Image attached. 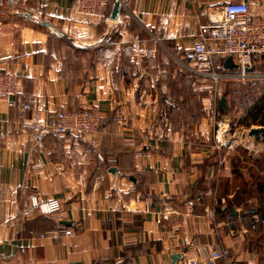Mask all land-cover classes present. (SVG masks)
I'll list each match as a JSON object with an SVG mask.
<instances>
[{"label":"crops","instance_id":"obj_1","mask_svg":"<svg viewBox=\"0 0 264 264\" xmlns=\"http://www.w3.org/2000/svg\"><path fill=\"white\" fill-rule=\"evenodd\" d=\"M233 1L264 18V0H127L121 16L131 18L119 23L78 15L75 0H20L33 15L27 24L0 19V64L17 77L23 100L36 99L26 118L92 108L105 119L94 136L36 143L19 110L0 103V264H171L175 254V264H210L218 250L213 264H264L257 183L243 190L232 152L217 153L214 117L192 112L187 121L202 135L191 140L166 113L168 89L193 80L169 72L171 60L184 65L209 12ZM134 44L152 56L123 53ZM247 141L244 165L264 170L254 162L264 163V142ZM31 196L58 198L62 210L27 213ZM51 230L58 239L40 236Z\"/></svg>","mask_w":264,"mask_h":264},{"label":"built area","instance_id":"obj_2","mask_svg":"<svg viewBox=\"0 0 264 264\" xmlns=\"http://www.w3.org/2000/svg\"><path fill=\"white\" fill-rule=\"evenodd\" d=\"M111 1L75 0L74 10L82 17L100 23H110L113 4ZM126 1L123 0V6ZM130 18L129 15L121 16L119 22L128 21ZM208 20L206 24H200L194 45L186 51L184 67L189 64L190 70L197 77L207 79L215 86L233 80H264V71L260 70V66L264 64V18L253 15L248 3L233 1L211 10ZM129 50H134L147 58L152 56V50L138 44L124 47L122 51L128 53ZM228 57H232L236 66L232 70L224 67ZM17 87V77L5 71L0 64V103L19 110L22 130L29 133L36 143L42 142L50 134L94 136L99 133L105 122L104 117L92 108L63 109L45 121L28 119L25 113L36 107V99L34 96H28L23 100L22 95L17 92ZM224 127L223 132H221L222 127L218 130L217 147L232 149L234 146L228 147L220 140L227 132L225 131L227 123ZM26 209L27 213L52 215L60 212L62 205L58 198L31 196ZM70 234L71 230L65 231V235ZM40 236L56 240L60 234L57 230H51L41 233ZM222 257L221 251H214L210 264H213V260ZM188 264H198V262L190 260Z\"/></svg>","mask_w":264,"mask_h":264},{"label":"rangeland","instance_id":"obj_3","mask_svg":"<svg viewBox=\"0 0 264 264\" xmlns=\"http://www.w3.org/2000/svg\"><path fill=\"white\" fill-rule=\"evenodd\" d=\"M0 10L2 11L0 12V19H4L9 23L17 24V25H20L21 23L22 24L28 23L26 21L27 19L21 14V12H25V9L22 3L20 2V0H18L17 3L14 2L13 4H10V0L0 1ZM32 25L35 27L33 23ZM182 65L180 64V62L172 59L169 66L170 70L168 69V71L179 72L181 70L182 73L191 75L193 80L187 79L188 81L186 85H184V83H182L181 85L177 83L175 85L177 91L176 90L173 91L171 95L170 90L168 89V92H166L168 94L164 95L165 97L169 98L171 102H174L171 105L172 107L166 110V113H168L169 118H172L173 121L172 120L171 121L173 122V124H175L178 129L183 130L184 133L187 136H189V138H191V140H194V139H198L199 136H201L202 134L199 132V130L197 131V133H195V130L200 129V126L199 127L195 126L196 123L194 121L189 123L187 121V118H189L188 116H190V114L193 112V113H198V116L207 117L208 115H210L211 117H214L212 118V121L210 123L211 135L209 136V140L212 144L214 143V148L216 149V151H218L217 152L218 154H221V156L225 155L226 151L232 152L230 156L232 158L234 176L237 178L236 182L237 183H239V181L241 182L239 186L243 190L245 188L244 187L245 185L249 187L251 186V184H254L256 182L258 184H264V170L251 171V169H249L250 165H248V163L244 165L245 163L243 162V159L244 158L248 159L252 153L251 148L247 147V146H251L249 143H247L248 139L251 140V143H253L254 141V138L248 135L249 130L252 127H260V126L252 125L251 127H247V128L243 126H239V120L240 117L242 116V111L237 110V106H239L240 101L231 102V109H229L226 112H219L218 110L220 103L219 99L221 95H225L226 90L229 89L233 93L234 92L236 93L240 87L244 89L246 87V84L257 85V83L258 84H260V82L262 83L263 80H254V81L233 80L230 82L226 81L219 84L217 90V86H215L213 82L204 78H199V76L197 77L190 70L189 64H187L188 68ZM262 71H264V68H262ZM255 85L254 87H256ZM180 88L181 91L179 90ZM229 97L232 98V94H229ZM206 104H208L207 107H205ZM185 122L186 124H184ZM225 123H227V129L225 130L227 132L223 134L224 136L221 135L223 137L220 140L228 147L230 145L234 146L232 149L225 147L219 149L217 147L218 130L220 129V127H222L221 132H223L225 129L224 127ZM236 140H240L239 145L237 144ZM238 158H240V162L236 163L235 161H237ZM246 162H249V160ZM241 166L243 169L241 168ZM245 167L246 170H244ZM255 190L256 189L249 190L250 194L252 192H255ZM260 191L262 192H260L258 198L262 202L264 198L263 197L264 190L261 189Z\"/></svg>","mask_w":264,"mask_h":264},{"label":"trees","instance_id":"obj_4","mask_svg":"<svg viewBox=\"0 0 264 264\" xmlns=\"http://www.w3.org/2000/svg\"><path fill=\"white\" fill-rule=\"evenodd\" d=\"M113 1L115 0H112L111 3H113ZM263 65L264 64H262L261 66ZM254 85L255 84H246V87L244 89L240 87L241 89L239 88L240 90L238 89L236 93H233L229 89L226 90L224 96H226L227 98L228 108L218 109L219 112L228 111L229 109H231V102L240 101L241 105L239 104V106H237V110L242 111V116L239 120V126H243L246 128L251 127L252 125L264 126V80L262 83L260 82V84L257 83V85H255L256 87H254ZM229 94H232V98L229 97ZM248 159L246 160L248 161ZM235 162L239 163L240 158H238ZM254 162L255 164H261L262 168H264V163L262 160L256 159ZM249 169H251V171H256L254 167H249ZM257 185L259 191L263 189L264 184L257 183Z\"/></svg>","mask_w":264,"mask_h":264},{"label":"water","instance_id":"obj_5","mask_svg":"<svg viewBox=\"0 0 264 264\" xmlns=\"http://www.w3.org/2000/svg\"><path fill=\"white\" fill-rule=\"evenodd\" d=\"M14 0H10V4H13ZM122 8H123V0H115L113 1L112 4V9H111V14H110V21L112 23H118L120 21V17L122 14ZM21 14L26 17V18H32L33 15L28 13V12H21ZM36 21L43 25L46 28L51 29V31L63 36V37H67L66 34L64 33V31L60 30L59 28L55 27L52 23L46 21V20H41L36 18ZM224 67L227 69L232 70L233 68H235V64L233 62L232 57H228L225 62H224ZM219 107L220 109H227L228 108V102H227V98L224 95H221L220 99H219ZM249 136H251L252 138H254L255 143H258L260 141L264 142V126H260V127H252L249 130ZM181 259V255L180 254H175L172 256V263L171 264H175L178 260Z\"/></svg>","mask_w":264,"mask_h":264}]
</instances>
